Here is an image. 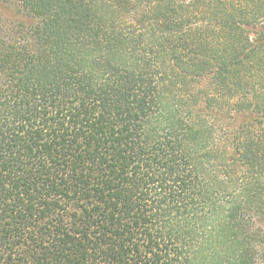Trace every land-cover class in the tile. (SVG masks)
<instances>
[{"label": "trees", "instance_id": "obj_1", "mask_svg": "<svg viewBox=\"0 0 264 264\" xmlns=\"http://www.w3.org/2000/svg\"><path fill=\"white\" fill-rule=\"evenodd\" d=\"M0 5V264H264V0Z\"/></svg>", "mask_w": 264, "mask_h": 264}, {"label": "rangeland", "instance_id": "obj_2", "mask_svg": "<svg viewBox=\"0 0 264 264\" xmlns=\"http://www.w3.org/2000/svg\"><path fill=\"white\" fill-rule=\"evenodd\" d=\"M11 11V9L10 8H8V7H3L2 5H0V13L2 12V13H6V14H8L9 12ZM259 224V223H258ZM260 225V227L262 228V230H264V223H260L259 224Z\"/></svg>", "mask_w": 264, "mask_h": 264}]
</instances>
